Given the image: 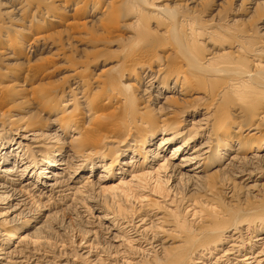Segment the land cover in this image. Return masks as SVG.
Returning a JSON list of instances; mask_svg holds the SVG:
<instances>
[{"label":"bare ground","instance_id":"bare-ground-1","mask_svg":"<svg viewBox=\"0 0 264 264\" xmlns=\"http://www.w3.org/2000/svg\"><path fill=\"white\" fill-rule=\"evenodd\" d=\"M3 105L0 264H264V0H0Z\"/></svg>","mask_w":264,"mask_h":264},{"label":"rangeland","instance_id":"rangeland-1","mask_svg":"<svg viewBox=\"0 0 264 264\" xmlns=\"http://www.w3.org/2000/svg\"><path fill=\"white\" fill-rule=\"evenodd\" d=\"M54 31V30H53ZM111 44H109V46H110ZM108 50V47H103V52H105V51H107ZM68 53H70V52H68ZM60 61L58 60V59H53V58H51V59H47L46 61H44V62H42L41 64H43V67H50V66H52L53 64H56V63H59ZM61 75V74H60ZM58 77V75L56 76V77H54V78H52V79H46L45 81H49V80H53V79H56ZM4 107V105L1 107L0 106V110L2 109V111H4L5 110V108H3ZM168 154L170 153V152H167ZM131 177L129 176L128 177V179H130ZM119 183V180H114V182H113V184L114 185H117Z\"/></svg>","mask_w":264,"mask_h":264}]
</instances>
